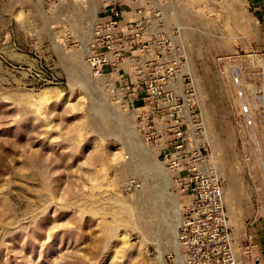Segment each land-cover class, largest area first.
Returning a JSON list of instances; mask_svg holds the SVG:
<instances>
[{
    "label": "rangeland",
    "instance_id": "374dc122",
    "mask_svg": "<svg viewBox=\"0 0 264 264\" xmlns=\"http://www.w3.org/2000/svg\"><path fill=\"white\" fill-rule=\"evenodd\" d=\"M108 2L0 0V264H185L196 241L179 227L176 245L173 196L182 218L187 205H205L184 191L217 181L239 264H252L250 232L264 237V0L163 2L179 27L167 59L185 65L215 171L188 187L144 138L141 101L120 89L132 66L110 79L92 73ZM136 5L119 2L122 22ZM261 239L252 241L264 255Z\"/></svg>",
    "mask_w": 264,
    "mask_h": 264
},
{
    "label": "built area",
    "instance_id": "2783aa9c",
    "mask_svg": "<svg viewBox=\"0 0 264 264\" xmlns=\"http://www.w3.org/2000/svg\"><path fill=\"white\" fill-rule=\"evenodd\" d=\"M120 1L109 0L106 11L110 16L94 25V37L89 48L92 73L110 79L111 73L117 72L120 65H131L134 79L129 85L124 74H119L120 89L128 91L131 88L129 96L142 103L137 115L144 124L141 128L144 138L155 144L159 155L164 156L171 169L187 173L184 177L188 180L186 187L195 183L194 178L196 181L203 179L198 184H208L207 178L214 169L208 166L210 152L203 144L205 125L196 110L195 89L187 80L189 76L181 74L185 69L184 63L180 66L179 60L167 59L175 53L174 34L179 27L166 20L167 11L163 8L166 0H137L133 10L135 17L125 22L119 17ZM127 52L136 53L132 59H140L129 63ZM150 58L155 61L146 63ZM243 114L252 124L249 105L243 107ZM217 183L208 191H184L205 203L184 208L180 226L185 233L184 242H190V236L196 241L185 264H239L238 237L232 235L228 222L223 218L225 194ZM193 214H200L199 219L194 220ZM197 234L199 237L195 238ZM234 242L235 252L231 248ZM223 243L224 252L221 250ZM247 247L252 264H264V255L258 250L257 243L250 239Z\"/></svg>",
    "mask_w": 264,
    "mask_h": 264
},
{
    "label": "bare ground",
    "instance_id": "6f19581e",
    "mask_svg": "<svg viewBox=\"0 0 264 264\" xmlns=\"http://www.w3.org/2000/svg\"><path fill=\"white\" fill-rule=\"evenodd\" d=\"M86 77V76H85ZM83 78V77H82ZM74 79V78H73ZM74 81V80H73ZM77 82V81H76ZM108 127V126H107ZM139 156V155H138ZM138 158V157H137ZM139 163H141L140 162V160H139ZM143 163V162H142ZM139 165H141V164H139ZM141 167V166H140ZM142 167H145V165H143ZM167 181V180H166ZM156 183V182H155ZM169 183V182H168ZM173 201H174V204H173V206L175 205V207H173L174 208V210L173 211H175L176 212V214H177V220H176V223H177V225H176V223H175V227H177L176 228V234H175V232H174V236H175V243H176V245H178V239H177V236H178V230H179V227L181 226V214H180V210H179V202H178V199L175 197V196H173ZM176 218V217H175ZM175 222V221H174ZM174 222H172V223H174ZM172 225V224H171ZM175 229V228H174ZM169 232V231H168ZM179 237V236H178ZM172 238V237H171ZM175 245V246H176ZM176 249H178V247L176 248ZM177 264H183V260H182V257L181 256H178V261H177Z\"/></svg>",
    "mask_w": 264,
    "mask_h": 264
},
{
    "label": "crops",
    "instance_id": "0c3cea01",
    "mask_svg": "<svg viewBox=\"0 0 264 264\" xmlns=\"http://www.w3.org/2000/svg\"><path fill=\"white\" fill-rule=\"evenodd\" d=\"M252 230L256 232V229H255L254 227L252 228ZM262 236H264V234H262ZM257 237H258V239H261V237H259V235H258L257 233H254V234H253L252 232H250V237H249L250 239H252V238H257ZM250 239H249V240H250ZM262 239H264V237H262ZM262 239H261V240H262Z\"/></svg>",
    "mask_w": 264,
    "mask_h": 264
}]
</instances>
